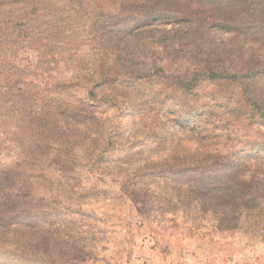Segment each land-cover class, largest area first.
<instances>
[{
  "label": "rangeland",
  "instance_id": "374dc122",
  "mask_svg": "<svg viewBox=\"0 0 264 264\" xmlns=\"http://www.w3.org/2000/svg\"><path fill=\"white\" fill-rule=\"evenodd\" d=\"M171 2L223 17L126 18L92 85L101 46L18 49L45 109L0 128V264H140L170 234L264 264V0Z\"/></svg>",
  "mask_w": 264,
  "mask_h": 264
},
{
  "label": "trees",
  "instance_id": "16d2710c",
  "mask_svg": "<svg viewBox=\"0 0 264 264\" xmlns=\"http://www.w3.org/2000/svg\"><path fill=\"white\" fill-rule=\"evenodd\" d=\"M186 9L188 17L197 13L223 17L215 13L221 9L216 2L204 10L195 5L183 8L171 0H0V128L14 126L19 117L39 115L45 109L40 90L29 89L37 74L31 71L30 64L17 62L18 49L26 47L36 51L43 67L58 64L73 49L101 46L99 62L94 63L96 69L87 80L92 85L112 60L111 49L116 43L114 36L113 40L111 37L102 40L103 43L97 41L100 33L106 35L126 29L133 22L123 21L131 16L136 17L129 21L141 23L142 19L137 17L142 16L157 21L170 19L169 16ZM231 71L239 75L236 70ZM81 88L87 89L84 85ZM85 102L90 104L86 94H81L76 108L82 113L89 109ZM9 129L2 132H10Z\"/></svg>",
  "mask_w": 264,
  "mask_h": 264
},
{
  "label": "crops",
  "instance_id": "0c3cea01",
  "mask_svg": "<svg viewBox=\"0 0 264 264\" xmlns=\"http://www.w3.org/2000/svg\"><path fill=\"white\" fill-rule=\"evenodd\" d=\"M147 242L138 257L140 264H250L256 261L254 256L232 248L188 241L172 234L157 239L155 247Z\"/></svg>",
  "mask_w": 264,
  "mask_h": 264
}]
</instances>
